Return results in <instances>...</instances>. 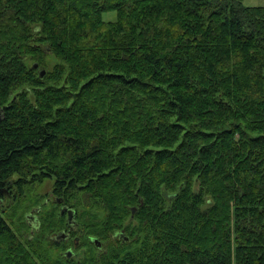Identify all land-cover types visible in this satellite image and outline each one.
Segmentation results:
<instances>
[{
    "label": "trees",
    "instance_id": "16d2710c",
    "mask_svg": "<svg viewBox=\"0 0 264 264\" xmlns=\"http://www.w3.org/2000/svg\"><path fill=\"white\" fill-rule=\"evenodd\" d=\"M0 264H264V6L0 0Z\"/></svg>",
    "mask_w": 264,
    "mask_h": 264
},
{
    "label": "rangeland",
    "instance_id": "374dc122",
    "mask_svg": "<svg viewBox=\"0 0 264 264\" xmlns=\"http://www.w3.org/2000/svg\"><path fill=\"white\" fill-rule=\"evenodd\" d=\"M244 4L249 5V6H264V0H243ZM104 20L106 21H114L117 18V12L116 11H107L104 12L103 14ZM53 185H54V180L53 179H49L47 178L40 186H37L35 188V194L36 197L38 198V196H45V198L42 200L41 204L42 205H48L49 207V202L53 200V196H52V189H53ZM46 194H47V198H46ZM38 206V202H36L34 204V206L31 208V210H36V208L34 209V207ZM19 212H22V217L25 218L26 217V212L20 210ZM63 213V212H62ZM67 218H68V214H67ZM31 220L33 221V217L31 215ZM31 221V222H32ZM78 238H80V242H81V236L79 234H75L73 235V239H72V243L74 244L76 240H79ZM74 249L76 248V245L72 246ZM68 249V246L64 247V251L66 252ZM84 250L83 248H77L76 251L80 252Z\"/></svg>",
    "mask_w": 264,
    "mask_h": 264
},
{
    "label": "water",
    "instance_id": "95a60500",
    "mask_svg": "<svg viewBox=\"0 0 264 264\" xmlns=\"http://www.w3.org/2000/svg\"><path fill=\"white\" fill-rule=\"evenodd\" d=\"M36 65V67L38 66V64H35ZM44 71L42 72V76H44ZM136 209H134V211H135ZM62 212L63 213H67L68 214V220H69V223H71V224H73V223H75V210L73 209V208H71V207H69L68 205H66V204H64L63 206H62ZM124 232L123 231H121L119 234H123ZM68 236V233L67 232H62L60 235H58L57 236V238L58 239H62V238H66ZM93 239V241H95L99 246L101 245V243H100V240H98L97 238H92ZM72 253H73V251H72V249H69V251H68V255L69 256H71L72 255Z\"/></svg>",
    "mask_w": 264,
    "mask_h": 264
}]
</instances>
